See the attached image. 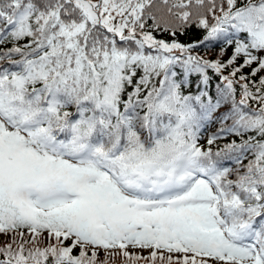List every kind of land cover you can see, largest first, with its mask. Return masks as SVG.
<instances>
[{"label":"snow or ice","instance_id":"snow-or-ice-1","mask_svg":"<svg viewBox=\"0 0 264 264\" xmlns=\"http://www.w3.org/2000/svg\"><path fill=\"white\" fill-rule=\"evenodd\" d=\"M0 264H264V0H0Z\"/></svg>","mask_w":264,"mask_h":264}]
</instances>
